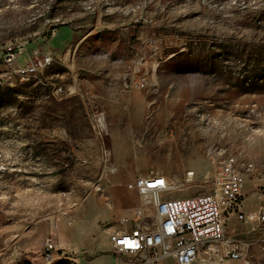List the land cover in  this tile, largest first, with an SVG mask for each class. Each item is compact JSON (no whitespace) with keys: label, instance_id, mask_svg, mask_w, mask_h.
<instances>
[{"label":"rangeland","instance_id":"1","mask_svg":"<svg viewBox=\"0 0 264 264\" xmlns=\"http://www.w3.org/2000/svg\"><path fill=\"white\" fill-rule=\"evenodd\" d=\"M225 155L254 208L264 0H0V264H42L51 220L49 264H124L110 234L153 217L128 183L153 170L164 198L208 194ZM231 225L264 264V225Z\"/></svg>","mask_w":264,"mask_h":264},{"label":"built area","instance_id":"2","mask_svg":"<svg viewBox=\"0 0 264 264\" xmlns=\"http://www.w3.org/2000/svg\"><path fill=\"white\" fill-rule=\"evenodd\" d=\"M3 54L5 62L15 60L10 47ZM49 61L50 57H44V64ZM237 163V159L227 161V155L212 160L213 192L179 198H164L176 188L164 175L153 170L137 175L127 187L135 189L153 207V217L147 223L140 211L133 212V216H140L135 228L114 231L109 236L112 255L125 256L124 264H202L227 259L246 264L248 243L228 230L227 220L234 216L238 222L264 225V196L258 195L256 206L248 209ZM192 177L193 171H188L185 180ZM56 226L51 220V231L42 240V264L56 257Z\"/></svg>","mask_w":264,"mask_h":264},{"label":"crops","instance_id":"3","mask_svg":"<svg viewBox=\"0 0 264 264\" xmlns=\"http://www.w3.org/2000/svg\"><path fill=\"white\" fill-rule=\"evenodd\" d=\"M246 198V202H247V207H248V209L249 208H253V207H250L249 206V199L247 198V197H245ZM249 200V201H248ZM258 200V199H257ZM257 200L255 199V201L257 202ZM257 204V203H256ZM256 204H255V206H256ZM236 223H240V222H238L236 219H235V217L234 216H230L229 218H228V220H227V228H228V230L230 231V232H234V233H236V234H238L240 237H242L241 236V232H237V231H235L234 229H232L231 228V230L229 229L230 228V226L232 227V225L231 224H236ZM243 238V237H242ZM230 261H232L231 259H227V260H223V261H217V260H212V261H205V262H203L202 264H230L229 262Z\"/></svg>","mask_w":264,"mask_h":264},{"label":"bare ground","instance_id":"4","mask_svg":"<svg viewBox=\"0 0 264 264\" xmlns=\"http://www.w3.org/2000/svg\"><path fill=\"white\" fill-rule=\"evenodd\" d=\"M214 158V157H213ZM221 158H226V155L221 157ZM216 160V159H215ZM218 160V159H217ZM227 161H235V157L233 155H227ZM237 170L240 171V168L237 164Z\"/></svg>","mask_w":264,"mask_h":264}]
</instances>
